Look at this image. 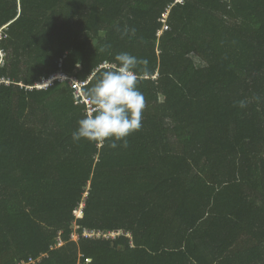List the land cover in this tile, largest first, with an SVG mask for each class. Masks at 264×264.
I'll use <instances>...</instances> for the list:
<instances>
[{"label":"trees","instance_id":"1","mask_svg":"<svg viewBox=\"0 0 264 264\" xmlns=\"http://www.w3.org/2000/svg\"><path fill=\"white\" fill-rule=\"evenodd\" d=\"M121 51L140 129L74 142ZM0 82V264H264V0H0Z\"/></svg>","mask_w":264,"mask_h":264},{"label":"clouds","instance_id":"2","mask_svg":"<svg viewBox=\"0 0 264 264\" xmlns=\"http://www.w3.org/2000/svg\"><path fill=\"white\" fill-rule=\"evenodd\" d=\"M136 30L127 27L121 38L134 36ZM109 45L102 46L105 52ZM109 67L97 74L84 95L92 106L91 111L77 121L72 140L105 144L111 149L128 147V137L141 127L145 97L138 87L142 74L149 71L147 61L127 52H117ZM244 104L241 102V107Z\"/></svg>","mask_w":264,"mask_h":264},{"label":"built area","instance_id":"3","mask_svg":"<svg viewBox=\"0 0 264 264\" xmlns=\"http://www.w3.org/2000/svg\"><path fill=\"white\" fill-rule=\"evenodd\" d=\"M167 18H168V15H165L164 19L162 20L163 24H164V29L167 28ZM63 80V79H66L65 76H59L58 78H53L51 81L49 82H46L44 84H41L40 86H38V89H46L48 88L52 82H54L55 80ZM1 84V82H0ZM86 84H79V83H76L75 81L72 82V87L76 90V94L78 96H81L82 97V101L81 103H84L86 104L87 106V112L88 111H91V105L88 103L87 101V98L85 97L83 91H82V87H85ZM125 233H118V232H113V233H105V232H102V231H97V230H84V237L85 238H91V239H102V238H105V239H114L116 240L119 236L121 235H124ZM73 239L75 240H79V236L78 235H74L73 236ZM64 245V242L61 241V243L59 244V246H63Z\"/></svg>","mask_w":264,"mask_h":264},{"label":"rangeland","instance_id":"4","mask_svg":"<svg viewBox=\"0 0 264 264\" xmlns=\"http://www.w3.org/2000/svg\"><path fill=\"white\" fill-rule=\"evenodd\" d=\"M197 62L200 64V61H199V59H197Z\"/></svg>","mask_w":264,"mask_h":264},{"label":"bare ground","instance_id":"5","mask_svg":"<svg viewBox=\"0 0 264 264\" xmlns=\"http://www.w3.org/2000/svg\"><path fill=\"white\" fill-rule=\"evenodd\" d=\"M1 54H3V53H1ZM61 80V79H60Z\"/></svg>","mask_w":264,"mask_h":264}]
</instances>
